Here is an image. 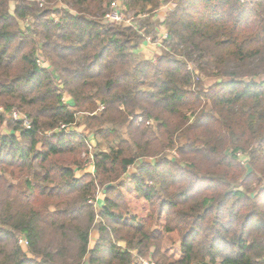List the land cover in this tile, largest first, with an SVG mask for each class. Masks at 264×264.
<instances>
[{
	"label": "trees",
	"instance_id": "1",
	"mask_svg": "<svg viewBox=\"0 0 264 264\" xmlns=\"http://www.w3.org/2000/svg\"><path fill=\"white\" fill-rule=\"evenodd\" d=\"M45 1L0 0V264H264V0H177L155 61L160 0Z\"/></svg>",
	"mask_w": 264,
	"mask_h": 264
},
{
	"label": "built area",
	"instance_id": "2",
	"mask_svg": "<svg viewBox=\"0 0 264 264\" xmlns=\"http://www.w3.org/2000/svg\"><path fill=\"white\" fill-rule=\"evenodd\" d=\"M28 1L37 4L40 8H42L46 4L45 0H28ZM160 1H161V7L160 8L164 7L167 10H171L172 4L164 3V2H162L163 0H160ZM129 13L130 12L126 9L125 5L123 4V2L121 0H113L112 2H110L108 10L103 14V16L101 17V20L103 22H106V23H118L120 25L130 27V28H133L137 31H140L139 24L136 22V20L145 19L148 16V13L144 12V13H138L136 15H130ZM151 13H152V16L154 19L155 16L157 15V10L154 9V10H152ZM55 21H57V19H55ZM155 29H156V27H155ZM167 39H168V33L165 30L160 31V34L157 35L156 38H152L148 34L144 35V39H143L142 44L146 45L149 48L152 47L153 49H155L154 55L151 57V59L153 61H155L156 55L159 53V51H161V49L165 47L164 42ZM37 63L39 65H42L43 62L39 58L37 60ZM188 68L191 69L189 65H188ZM63 100H65V99L63 98ZM12 115H13V118L15 120H21V119L25 120L24 115L19 114L16 111H12ZM24 124H27V122L25 121ZM60 127L64 128L65 126L61 125ZM91 168H92V166H91ZM18 242L23 246L27 245V241L23 238H20ZM144 264H156V263L147 261Z\"/></svg>",
	"mask_w": 264,
	"mask_h": 264
},
{
	"label": "rangeland",
	"instance_id": "3",
	"mask_svg": "<svg viewBox=\"0 0 264 264\" xmlns=\"http://www.w3.org/2000/svg\"><path fill=\"white\" fill-rule=\"evenodd\" d=\"M27 1H28V0H27ZM241 1H246V0H241ZM176 2H177V0H170V1H168V2H164V3H170V4H172V8H171V9H173V7H174V5L176 4ZM11 5H12V3H11ZM160 7H161V5H160L159 7H157V8H155V10H157V13L161 12V13H163L164 15H166L167 12L171 11V10H167V9H165L164 7H162V8H160ZM153 10H154V9H153ZM141 13H144V12H141ZM129 14H130V15H136V14H134L133 12H130ZM155 18H156V16H155ZM155 18L152 20V22H154V26L156 27V29H155V31H154L153 33H149V34H148V35L151 36L152 38H156L157 35L160 34V31H162V30H165V31H166L165 27H164L163 24L161 23V22L165 19V16L162 17V18H159V19H155ZM141 21H142L141 19L136 20V22H137L138 24H140ZM114 24H118V23H114ZM157 29H158V30H157ZM159 30H160V31H159ZM166 32H167V31H166ZM167 33H168V32H167ZM145 47H147V46H145ZM146 49H148V53H147L148 56L152 57V56L154 55V51H155V49H153L152 47H150V48L147 47ZM140 54L143 56V58L148 59L146 56H144V54H142V53H140ZM159 54H160V51H159V53H158L157 55H159ZM157 55H156V56H157ZM150 59H151V58H150ZM151 60H152V59H151ZM42 65H43V66H47V64H46L45 62H43ZM188 65L190 66V68L193 67L191 64H188ZM209 81H210V79H206V80L204 81V83H205L206 85H208ZM63 98L67 101L68 96H67L66 93L64 94ZM16 112H17V111H16ZM17 113H18V112H17ZM19 114H21V113H19ZM22 115H23V114H22ZM6 118H7V119H9V118H10V119H14V118H13V115H12V112H11V113H8L7 116H6ZM69 130H74V131L85 132V133H86V130H85V128H84V125L72 127V128H69ZM0 133H1V134L9 133V130L7 129V127H6L5 124H3V125L0 127ZM16 134H18V133H16ZM95 145H96L95 140H94L93 138L90 139V141H89V146H90L89 149H90V152H91V153H93L94 148H95ZM105 148H106V144L103 143V141H101V149H105ZM91 153H90V155H88V156L85 158L84 168H85L86 171H89V170L92 169V168H91V164H90ZM238 155L240 156V159H241L242 162H245V161H246V159H247L246 156H243V155H240V154H238ZM169 156H171V154H169ZM133 170H134V167H133V166H129V167H128V172H129V173H132ZM123 188H124V190H125V189L127 188V185H124ZM127 195L131 196L132 206H133V209H134L135 211H137V212H139V213H144V212L146 211V210H143L144 202H142L141 200H139V199H138L133 193H130V194L128 193ZM103 199H104V193H103L102 191H99V192L97 193L95 199H94V204H95V208H96V209H99V207L103 204ZM96 237H97V233H96V231L93 229V230L91 231V233H90V246L93 245V243H94ZM170 240H171V241H167V243H171V242L174 241V244H175V238H171ZM174 244H172V245H174ZM147 261H148V260H144L143 262L146 263ZM84 264H86V262H85Z\"/></svg>",
	"mask_w": 264,
	"mask_h": 264
},
{
	"label": "crops",
	"instance_id": "4",
	"mask_svg": "<svg viewBox=\"0 0 264 264\" xmlns=\"http://www.w3.org/2000/svg\"><path fill=\"white\" fill-rule=\"evenodd\" d=\"M162 17H164V14L159 12V13H157L155 19H159V18H162ZM145 46L146 45L142 44L141 48L137 52L144 54V56H146L148 59H150L151 57L148 56V54H147L148 53V49H146L147 47H145ZM69 101H70V98L68 97L67 98V102H69Z\"/></svg>",
	"mask_w": 264,
	"mask_h": 264
}]
</instances>
